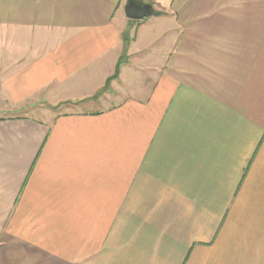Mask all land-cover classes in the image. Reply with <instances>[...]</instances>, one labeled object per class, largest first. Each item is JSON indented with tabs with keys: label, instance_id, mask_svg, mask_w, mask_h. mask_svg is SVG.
<instances>
[{
	"label": "crops",
	"instance_id": "1",
	"mask_svg": "<svg viewBox=\"0 0 264 264\" xmlns=\"http://www.w3.org/2000/svg\"><path fill=\"white\" fill-rule=\"evenodd\" d=\"M128 1L0 0V264H264V0Z\"/></svg>",
	"mask_w": 264,
	"mask_h": 264
},
{
	"label": "rangeland",
	"instance_id": "2",
	"mask_svg": "<svg viewBox=\"0 0 264 264\" xmlns=\"http://www.w3.org/2000/svg\"><path fill=\"white\" fill-rule=\"evenodd\" d=\"M130 40H131V38H129V36H128V39H125V42H124V50L121 53L120 59H119V61L117 63V67H118L119 62H121V65L122 64H125V63H132V62L135 63V61H133L134 57L133 56L130 57L129 52H128V49H129L128 45L130 43ZM132 57H133V59H132ZM121 65H120V67H121ZM119 73H120L119 71L118 72H115V74H117V75L115 76V74H114V76L112 78H117L119 76ZM142 76H143V74H142ZM145 80H147V79H145ZM109 84L110 83H108V82L106 83V85L104 87V90H106V88L109 86ZM104 90H101V91H104ZM45 107H46V105H44V104H40V105L37 106V108H45ZM95 107H98V106L97 105H94V104H81V105H73L72 104V105H63V106H60V109H62V110H69V109H76V108L80 109V108H82V109H88V110H90V109H94ZM29 111H31L30 114L33 115V116H41L40 113H36V114L32 113V109L29 110ZM40 112H42V111H40Z\"/></svg>",
	"mask_w": 264,
	"mask_h": 264
},
{
	"label": "water",
	"instance_id": "3",
	"mask_svg": "<svg viewBox=\"0 0 264 264\" xmlns=\"http://www.w3.org/2000/svg\"><path fill=\"white\" fill-rule=\"evenodd\" d=\"M126 14L132 19H143L154 12L151 3L139 4L135 0H129L125 7Z\"/></svg>",
	"mask_w": 264,
	"mask_h": 264
},
{
	"label": "trees",
	"instance_id": "4",
	"mask_svg": "<svg viewBox=\"0 0 264 264\" xmlns=\"http://www.w3.org/2000/svg\"><path fill=\"white\" fill-rule=\"evenodd\" d=\"M125 39H128V36L127 35H125ZM120 65H121V62H119V64H118V67H117V71L116 72H118L120 69ZM118 74V73H117ZM117 74H115V76L117 75ZM108 83H110V80L108 81Z\"/></svg>",
	"mask_w": 264,
	"mask_h": 264
}]
</instances>
